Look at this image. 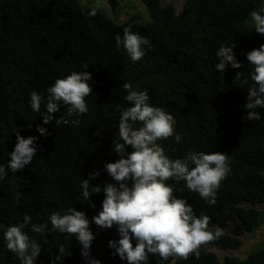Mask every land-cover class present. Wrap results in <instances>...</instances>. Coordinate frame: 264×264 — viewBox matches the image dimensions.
<instances>
[{
  "label": "trees",
  "instance_id": "obj_1",
  "mask_svg": "<svg viewBox=\"0 0 264 264\" xmlns=\"http://www.w3.org/2000/svg\"><path fill=\"white\" fill-rule=\"evenodd\" d=\"M111 6V18L99 8L81 0H0V164L7 165L17 143L16 131L25 138L37 137V153L32 162L16 173L8 171L0 180V264H20L6 247L4 232L8 226L23 223L28 214L32 223L43 225L44 235L24 229L42 245L35 264H53L52 257L63 245L65 256L56 264H89L81 255L82 246L75 235L51 231L53 211L67 212L70 207L86 212L91 221L102 209L104 193L84 201L81 183L89 174L100 176L91 185L114 183L104 165L120 158L113 151L120 112L125 106L123 83L147 90L149 103L163 107L174 116V136L160 140L171 159L189 152H224L230 171L217 190V202L210 205L184 181L170 179L173 195L185 198L197 216L210 217V229L219 227L224 235L199 248L200 257L169 258L151 256L149 264H264V245L246 257L226 251L237 249L246 232L262 221L256 206L264 203V108L261 119L247 120L248 91L252 67L247 53L264 45V35L250 25V13L264 6V0H186L180 12L163 0H140L147 17L134 14L118 20L121 0H104ZM124 28L148 37L151 48L133 63L115 36ZM236 44L234 53L241 68L229 64L218 72L216 52L221 45ZM87 64L88 68H83ZM88 70L92 94L86 97L88 112L79 117V126L43 123L40 113L32 111L31 92L47 98V89L56 79L73 71ZM248 80L245 84L244 81ZM61 105L58 119L66 112ZM37 126L48 134L42 135ZM137 124L135 127H139ZM131 152V146H127ZM95 203V208L90 203ZM96 238L90 256L101 264H128L113 256L110 240H119L116 226L103 229L90 224ZM135 246V240H133ZM224 250L220 256L216 249Z\"/></svg>",
  "mask_w": 264,
  "mask_h": 264
},
{
  "label": "clouds",
  "instance_id": "obj_2",
  "mask_svg": "<svg viewBox=\"0 0 264 264\" xmlns=\"http://www.w3.org/2000/svg\"><path fill=\"white\" fill-rule=\"evenodd\" d=\"M100 8L99 0L89 11L95 16ZM251 27L264 35V6L250 13ZM117 47L123 45L133 63L140 61L151 48L148 37L124 28L123 35L115 36ZM147 46V49L144 46ZM236 44L221 45L216 52L218 72H225L230 64L232 68H241L242 64L234 53ZM247 60L252 67L251 86L247 89L248 98L245 108L247 120L261 119L258 108H264V45L247 53ZM87 69L88 65L84 64ZM92 73L88 70L73 71L66 77L56 79L47 89V98L37 91H32L30 106L33 112L42 114L43 123L69 124L79 126V117L88 112L86 97L92 94ZM245 84L248 83L246 79ZM126 95L127 104L118 106L120 118L118 133L113 139V151L120 158L115 162H107L104 168L114 183H105L103 187L91 185L90 181L98 178L100 172L90 173V179L81 183L84 201H89L93 194L104 193L102 209L90 221L86 212L70 207L67 212L53 211L49 217L51 231L75 235L82 246L81 255L89 264H101V261L90 256V248L96 238L90 224L95 223L103 229L116 226L120 239L110 240L109 247L114 249L113 256L119 255L128 264H149L151 256H159L162 261L169 258L188 259L194 254L200 257L199 248L214 240H219L223 229L218 226L210 229V217L197 216L193 207L185 198L173 195L174 186L168 181L175 179L177 183L184 181L186 187L200 195L210 205L217 202V190L230 171V162L224 152H189L183 158L171 159L165 154L164 147L158 143L170 137L176 142L182 140L175 133L174 116L163 107L149 103L147 90L134 88L132 83L125 82L121 86ZM61 105L67 106L66 112L58 119L54 114L60 112ZM139 124V127L135 125ZM37 131L47 135V129L37 126ZM17 143L10 153L7 165L0 164V180H4L8 171L16 173L29 165L37 153L35 136L25 138L16 131ZM131 146L132 151H127ZM95 208V203H90ZM30 225L32 233L45 234V227L32 223L30 215L25 214L23 223L8 226L4 232L6 247L20 260V264H35L42 252V245L24 231ZM135 240V246L133 245ZM65 256L63 245L58 247L57 254L52 257L53 264Z\"/></svg>",
  "mask_w": 264,
  "mask_h": 264
},
{
  "label": "rangeland",
  "instance_id": "obj_3",
  "mask_svg": "<svg viewBox=\"0 0 264 264\" xmlns=\"http://www.w3.org/2000/svg\"><path fill=\"white\" fill-rule=\"evenodd\" d=\"M84 4L94 6L96 0H81ZM186 3V0H163L162 5H172L175 11L178 13L182 10ZM100 9L103 10L107 16L114 18L115 14L111 10V6L104 0H99ZM134 14H139L143 17H147V10L144 4L140 0H121L118 10V20H126ZM263 212L262 221L258 227L253 231L246 232L242 237V244L237 249H231L226 252L230 254H238L241 257L246 255L259 245H264V203L256 206ZM217 250L220 256H223L224 250L219 248H213Z\"/></svg>",
  "mask_w": 264,
  "mask_h": 264
}]
</instances>
